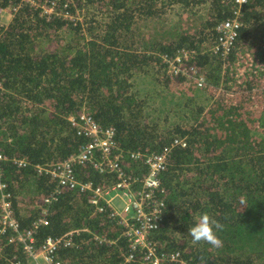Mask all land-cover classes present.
I'll use <instances>...</instances> for the list:
<instances>
[{"label":"trees","instance_id":"trees-1","mask_svg":"<svg viewBox=\"0 0 264 264\" xmlns=\"http://www.w3.org/2000/svg\"><path fill=\"white\" fill-rule=\"evenodd\" d=\"M18 1L0 0V7ZM57 3L59 8L67 3L62 10L70 14L80 10L84 20L65 19L55 11L47 17L39 7L25 3L7 25L0 24V151L8 158L3 162L4 180L21 226L30 225L38 217L42 199L56 185V180L38 172V167L65 158L82 143L68 117L78 115L85 106L98 123L115 128V140L125 150L158 151L174 136L185 139L186 146L172 149L160 175L164 193L156 198L163 200L164 209L158 227L151 233L158 250H179L196 264H201V257L205 264H264V146H249L247 140L239 138L241 142L229 148L236 142L235 136L249 139L247 129L251 126L264 130V107L258 106L261 104L253 92L241 89L244 80L233 87L232 70L222 72V62L233 65L242 43L256 48L257 63L264 64V0H249L244 6L243 25L224 60L197 47L204 40L210 43L216 37L217 24L230 16L227 0ZM202 6L207 13L201 18L199 30L196 34L182 33V13L189 9L195 15ZM171 7L178 17L173 22ZM153 19L160 23L149 26L152 33L138 31L137 21ZM82 28L88 38L84 42L78 36ZM182 47L197 50L195 64L205 70L207 87L219 88L224 75L225 89L216 110L210 108L223 120L216 129L226 130L222 149L218 143L221 138H212L218 130L204 137L209 126L202 116L203 104L195 102L191 108L192 98L184 95L187 100H178L174 106L182 118L169 129L170 124L153 119L151 109L149 117L144 115L143 108L150 106L148 96H140L133 87L131 79L139 71L155 69L163 74L157 52L174 54ZM169 81L166 76L164 83ZM171 97L162 95L161 105L168 104ZM228 109L237 111L234 117L239 116L238 121L225 114ZM240 110L259 115H243ZM13 157L25 158L28 163L19 168ZM124 163L134 173L145 170L141 160L126 158ZM74 171L78 180L91 181L94 186L116 180L113 173L98 172L90 163L76 165ZM90 196V191L62 188L56 200L44 207L48 224L39 227L37 244L47 236L73 229L78 230L75 245L59 249L58 257L64 264H141L139 251L126 259L130 248L118 218L110 216L109 206L100 201L98 206L104 204V209L97 210L88 202ZM202 213L223 225L217 231L222 247L193 244L188 229ZM9 234L0 233V264H7L14 254L25 259L18 244L8 241Z\"/></svg>","mask_w":264,"mask_h":264},{"label":"built area","instance_id":"built-area-1","mask_svg":"<svg viewBox=\"0 0 264 264\" xmlns=\"http://www.w3.org/2000/svg\"><path fill=\"white\" fill-rule=\"evenodd\" d=\"M227 2L230 4V16L217 24L216 37L211 41L209 48L212 55L222 60L234 48L238 30L243 25V9L249 0ZM25 3L39 7L41 13L47 17L55 11L56 15L73 20V14L62 10L67 7V3L59 8L57 0H44L41 3L35 0H19L7 8H0V13H15ZM197 53L194 48L182 47L174 54L157 52L156 55L169 77L192 80L197 87H204L206 77L203 70L195 64ZM2 88L0 81V90ZM68 121L83 141L77 151L65 158L52 159L44 167H38V172L49 174L56 180V185L42 199L40 214L28 226H21L15 216L11 192L4 180L3 162L8 158L0 151V233L10 231L8 241L18 244L25 255L22 260L14 254L7 259V264H64L58 257L59 249L74 246L78 230H68L59 236H47L39 244L36 242L39 227L48 224L45 218L47 208L44 207L56 200L62 188L90 191L88 202L94 204L99 211L104 209V204L109 206L110 216L118 218L122 234L130 248L127 260L132 258L134 251H139L142 254L141 264H196L185 259L179 250H158L157 243L151 239V233L158 227L164 209L163 200L156 198L164 193L160 175L167 166L172 149L176 146H186L185 139L174 136L169 144L158 151L125 150L115 140V128L98 123L85 106L78 115L69 116ZM126 158L141 160L145 170L140 173L127 170L124 163ZM11 160L19 168L28 163L25 158L13 157ZM83 163H90L98 172L113 173L116 180L110 181L106 186H94L91 181L78 180L75 176V166ZM114 200L118 201L119 208ZM100 201L104 202L102 206H98Z\"/></svg>","mask_w":264,"mask_h":264},{"label":"rangeland","instance_id":"rangeland-1","mask_svg":"<svg viewBox=\"0 0 264 264\" xmlns=\"http://www.w3.org/2000/svg\"><path fill=\"white\" fill-rule=\"evenodd\" d=\"M104 8L102 7V10H104ZM188 10L182 13L181 20H179L181 25V31L182 33L196 34V32L199 30L201 18L207 13V8L205 6H202L201 9L197 10L195 15L193 14V10H191V12H188ZM175 13L176 10L172 9L171 7V10H169V14H171L170 17L172 18V22L178 18L174 15ZM71 18H73V20L75 21L84 20V16L82 15L80 10L76 11V14H73ZM10 19L11 17L9 16V13L2 11V14H0V24L7 25ZM153 22L160 23V21H155V19L144 22L141 20L137 21V26L139 27L138 31H142V34L145 35H147L148 33H152L153 30L149 29V26H151ZM55 34L57 35V33ZM78 36L80 38L82 37L83 42L88 39L86 36V32L83 30V28L80 31V34H78ZM210 45L211 41L209 43V40H204L202 43L199 44L197 48L198 50L205 52L209 50ZM262 47L264 48V44L262 45ZM255 50L256 48L250 47L247 43H242L241 49L239 50L233 65L228 66L225 61L222 62V72L226 73L228 70H232V72L229 73L231 75V78H233L234 80V82L232 83L233 87L237 86L238 84H241L240 81L244 80L241 89L253 92L255 100H257L261 104L258 106L264 107V64L257 63L258 55ZM201 68L206 77L205 70L202 66ZM166 76L170 81L169 83L165 84L164 82H166ZM222 76V84L217 89L209 88L206 85L204 87H197V85L192 80H187L183 78H172L169 77L165 73V71H163L162 74L161 72H155V69L147 70L144 72L139 71L136 73L135 76L132 77L131 81L133 82L134 89L138 92L140 96H145V94H147L146 97L148 96L147 102L148 104H150V106L143 108L144 115L149 117L148 113L151 109V115L154 117L153 119H158L160 123L162 122L164 123V125L170 124L169 129L171 128V126L176 124L178 120L182 118V114L177 111V109L174 107L177 105L178 100L184 102L187 100V98H192L191 108H194L193 106L195 102L203 104L204 112L202 116L204 117V120H207L208 124L206 125V127L209 126V131H207V134H205L204 137L209 136V132H216L215 130H218L219 133H214V137L212 138H215L216 135L221 138L219 139L218 143L220 149H222L223 146H221V143L226 141H222L225 136L226 130L222 129L221 127L219 129H216V127L218 128L221 124V121L223 120L219 117V113L214 112L213 110L210 111V108H214V110H216V102L219 99L220 93L225 89L226 82H224L223 73ZM245 85H249V87L244 88ZM166 93L172 94V97L168 104L161 105L160 100H162V95ZM194 110L195 109L188 110L187 112L188 114H191L190 111ZM228 111L229 112L225 111V114H227L230 118L235 121L239 120V116L234 117V114H236L237 111H232V109H228ZM156 112L157 114L154 115ZM238 112H241L243 115H248L249 113L259 115V113L257 112H242L241 110ZM165 117H168L167 121L165 120ZM188 121H192L191 115ZM148 122H151V118H149ZM236 128H238V126H236ZM247 131L249 134V139L248 137L246 138L241 136H235L237 137L235 138L236 142L229 148H235V146H237L241 142L239 138H243L242 141L247 140L249 146H264V130H256L254 127L251 126L249 129H247ZM230 139H234V137ZM114 203H116L117 208H119L120 205H118V201L114 200Z\"/></svg>","mask_w":264,"mask_h":264},{"label":"clouds","instance_id":"clouds-1","mask_svg":"<svg viewBox=\"0 0 264 264\" xmlns=\"http://www.w3.org/2000/svg\"><path fill=\"white\" fill-rule=\"evenodd\" d=\"M9 6L10 5H8L7 7ZM7 7H0V8H7ZM6 13H9V16L12 19L14 13L13 12L12 13L6 12ZM199 67L201 68V66ZM222 229H223V225L219 221L211 217L208 213H202L199 217V220L188 229V234L191 236L193 244H199L203 242L212 246L213 248H220L223 246V241L217 235V231ZM200 260H201V264H205L203 257H201Z\"/></svg>","mask_w":264,"mask_h":264}]
</instances>
